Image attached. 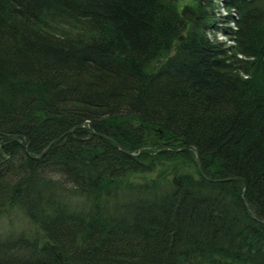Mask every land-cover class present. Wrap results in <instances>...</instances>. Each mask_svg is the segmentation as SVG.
I'll list each match as a JSON object with an SVG mask.
<instances>
[{
	"label": "trees",
	"instance_id": "1",
	"mask_svg": "<svg viewBox=\"0 0 264 264\" xmlns=\"http://www.w3.org/2000/svg\"><path fill=\"white\" fill-rule=\"evenodd\" d=\"M193 2L0 0V264H264V0Z\"/></svg>",
	"mask_w": 264,
	"mask_h": 264
},
{
	"label": "rangeland",
	"instance_id": "2",
	"mask_svg": "<svg viewBox=\"0 0 264 264\" xmlns=\"http://www.w3.org/2000/svg\"><path fill=\"white\" fill-rule=\"evenodd\" d=\"M185 4H194L193 0H178V8H182L183 5ZM226 12L224 11V9L222 8H219V16H222L223 14H225ZM224 19V18H222ZM222 25H224V23H222ZM230 25L232 26V23L230 22ZM217 38L219 40H222V41H225V42H229L228 38L223 34L221 33L220 31H218L217 33Z\"/></svg>",
	"mask_w": 264,
	"mask_h": 264
},
{
	"label": "water",
	"instance_id": "3",
	"mask_svg": "<svg viewBox=\"0 0 264 264\" xmlns=\"http://www.w3.org/2000/svg\"><path fill=\"white\" fill-rule=\"evenodd\" d=\"M118 145V147H120V145L119 144H117ZM49 147V146H48ZM48 147L42 152V154L40 155V156H34V158H40L45 152H46V150L48 149ZM147 147H149V148H151V149H154V147H152V146H147ZM188 146H185L184 148H187ZM121 148V147H120ZM190 149H192L194 152H195V155H196V160H197V165H198V167H199V170H200V165H199V163H200V160H199V155H198V153H197V151H196V149L195 148H193V147H189ZM141 149L142 148H140L139 149V151L138 152H140L141 151ZM164 149V148H163ZM128 154H130V155H135V153H133V152H127ZM229 178H226V179H220V180H228ZM244 193H245V185H244V189H243V192H242V197H244ZM260 222H264V221H260Z\"/></svg>",
	"mask_w": 264,
	"mask_h": 264
}]
</instances>
